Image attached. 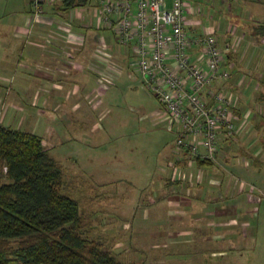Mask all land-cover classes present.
<instances>
[{
	"label": "crops",
	"instance_id": "obj_1",
	"mask_svg": "<svg viewBox=\"0 0 264 264\" xmlns=\"http://www.w3.org/2000/svg\"><path fill=\"white\" fill-rule=\"evenodd\" d=\"M12 1L17 7L13 30L0 49V121L41 135L51 155L71 133L101 134L106 102L117 94L112 86L125 72L132 77L128 49L100 31L99 39L112 49H78L79 37L57 25L59 18L68 20L67 10L58 11L60 0L38 17L31 16L27 0ZM186 15L189 28L211 29L228 51L226 63L233 70L229 85L236 98L244 99L235 105L238 129L222 139L214 162L190 158L176 141L164 146L159 160L141 158L133 168L138 184L131 202L101 207V223L108 219L110 225H120H114L115 232L120 235L123 228L127 240L105 242L126 263L145 264L149 257L165 264H264V162L253 156L256 148L264 149V124H257L246 141L249 130L242 125L256 116L245 105L252 100V89L264 86V37L255 33L264 25V0H189ZM94 20L88 27L98 30ZM90 39L99 42L94 35ZM259 99L264 98L257 94L253 101ZM18 115L22 123L16 126L12 121ZM119 170L103 168L99 173ZM112 212L116 216L107 218ZM139 257L143 259H134Z\"/></svg>",
	"mask_w": 264,
	"mask_h": 264
},
{
	"label": "built area",
	"instance_id": "obj_2",
	"mask_svg": "<svg viewBox=\"0 0 264 264\" xmlns=\"http://www.w3.org/2000/svg\"><path fill=\"white\" fill-rule=\"evenodd\" d=\"M54 1L30 0L33 16L47 14ZM188 1L96 0L95 6L98 24L131 50L134 71L159 97L163 118L168 128L175 129L176 143L190 158L217 161L222 139L238 129L235 103L223 87H213L214 80L229 73L221 72L217 35L207 27L202 32L188 27ZM61 25L71 30L70 24ZM76 43L82 44L80 37Z\"/></svg>",
	"mask_w": 264,
	"mask_h": 264
},
{
	"label": "rangeland",
	"instance_id": "obj_3",
	"mask_svg": "<svg viewBox=\"0 0 264 264\" xmlns=\"http://www.w3.org/2000/svg\"><path fill=\"white\" fill-rule=\"evenodd\" d=\"M27 2L32 8L33 5H31L30 0H27ZM92 3L93 6L86 4L68 9L65 13L68 20L63 17L64 22H67L71 26L70 35H74L75 33L77 37L79 36L81 38L82 44L79 45L77 43L78 49H84L85 46L87 49H95L96 47L112 49L113 46L104 44L103 40L99 39L98 31L104 33V35L109 33L113 36V34L107 28L98 24V14L96 13L98 9L95 6L96 0H92ZM15 8L17 7L12 0H0V49L2 48V39L11 36L13 30L11 20L15 17ZM201 16L205 18L204 12ZM91 18L95 19L93 22L96 21L98 30L93 28V26L88 27ZM203 24H207L206 19ZM203 24L199 27H203ZM204 28L206 27L196 30L202 32ZM92 34L99 42H94L93 39H90V36L93 37ZM47 41L48 39H46ZM50 45H54V43ZM220 46H222L221 43ZM127 71H130V74L134 76L131 77L130 75L128 77L125 72L121 78H118L115 86L111 85L117 89V94L108 98L106 102L108 104V110L103 119L105 128L101 131V134L91 135L89 133L90 135H80L71 133V139H67L52 149V155L59 160L64 168L66 180L73 185L70 188V192H72L74 197L78 198L80 210L87 216V226L91 234L93 236H99L102 239L104 238L105 241L108 239L111 245L119 244L122 240L126 242L127 234L123 228H121L120 235L116 234L114 225L117 228L120 225L114 224L112 226L108 223V219L107 223H101V218L105 214L101 211V207L106 205L105 207L110 209L112 208L111 206L119 205V202H131L132 199L129 198L130 193L133 194L136 190V184H138L132 178L133 168L139 163L141 158L149 161L154 159L159 160V158L163 157L164 146L172 142L174 143L177 139L176 134L166 126L161 101L143 85L141 75L139 72L134 71V66H130V70ZM262 75L264 77V72ZM253 80L257 82V79ZM256 84L257 86L259 85V83ZM257 94L258 91L253 89L250 94L252 100L245 102V105L249 106V108L244 105V108L247 107L249 109L247 113L251 111L253 113L256 112V116L251 119H244L242 125L248 128L249 132L243 141H246L247 138H253L254 134L250 132H254L257 124L260 127L261 124H264V99L253 101L254 96H257ZM233 99L235 105L238 103V100L244 102L242 97L238 99L235 95H233ZM0 106V114H4V103L0 104ZM18 117L13 118L12 121L16 126L22 123L21 117L19 115ZM6 119L4 117L3 120L6 121ZM112 123L115 124L112 125ZM259 131L262 132L261 129ZM65 135L66 133L62 136ZM253 153V156L258 157L257 159L264 162V149L260 147L256 148ZM103 168L123 170H119L122 173L116 172L115 174L112 171L109 173H99ZM260 176H264V170ZM98 178L102 179L104 183L102 181H96ZM144 183L146 185L148 182L144 181ZM110 195L115 196L112 197ZM108 216H116V214L112 212L111 215L106 214L107 218ZM131 222H133V219H131ZM93 226L95 228H92ZM126 246V243H124L123 247L128 249ZM125 258H129V256ZM134 259L140 260L143 257ZM145 264L165 263L164 261H152L148 257Z\"/></svg>",
	"mask_w": 264,
	"mask_h": 264
},
{
	"label": "trees",
	"instance_id": "obj_4",
	"mask_svg": "<svg viewBox=\"0 0 264 264\" xmlns=\"http://www.w3.org/2000/svg\"><path fill=\"white\" fill-rule=\"evenodd\" d=\"M86 4L93 6L92 0H60L58 11ZM59 19L57 25L70 35L61 25L64 19ZM255 33L264 37V25ZM221 50V72L226 70L229 75L214 80L213 87L234 95L228 51ZM128 51L131 63L133 55ZM258 88L264 97V86ZM232 108L237 116L236 106ZM72 186L41 135L0 121V264H143L119 260L105 240L91 234L87 216L70 192Z\"/></svg>",
	"mask_w": 264,
	"mask_h": 264
}]
</instances>
